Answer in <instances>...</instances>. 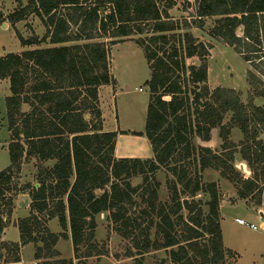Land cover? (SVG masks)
I'll use <instances>...</instances> for the list:
<instances>
[{"label": "trees", "instance_id": "1", "mask_svg": "<svg viewBox=\"0 0 264 264\" xmlns=\"http://www.w3.org/2000/svg\"><path fill=\"white\" fill-rule=\"evenodd\" d=\"M192 3L191 23L215 18L209 36L233 48L260 75L248 72L246 81L264 98V0ZM174 6L173 0H30L8 16L18 23L30 13L46 29L41 39L18 36L21 47H53L0 57V81L8 80L10 93L5 98L10 164L0 172V237L13 207L6 195L26 191L30 200L28 216L16 224L19 241L0 242L9 257L0 264H19L20 248L38 243L33 259L40 264H73L54 259L59 237L70 238L75 264H86L102 255L91 241L95 217L104 213L116 234L131 242L134 253L129 250L127 258H134L133 264H144L145 255L159 251L166 255L159 264H225L239 258L223 246L218 189L201 175L219 172L240 199L254 195L255 205L264 209V139H258L264 135V107L243 105L233 90H209L208 47L188 32L174 33L181 30L168 14ZM144 34L135 42L150 70L143 135L152 159H115L116 133L102 131L98 89L113 83L108 46ZM98 39L110 41L94 42ZM191 58L199 65L187 66ZM23 105L29 112H22ZM217 128L222 154L194 145L196 138L208 142ZM234 128L243 138L238 145L227 139ZM235 154L249 178L237 171ZM23 159L35 160L38 187L13 186ZM47 162L53 164L45 167ZM159 173L165 176V201L159 199ZM135 177L141 183L133 187L129 181ZM201 195L206 199L196 200ZM52 220L60 236L49 232ZM86 243L85 253L78 254Z\"/></svg>", "mask_w": 264, "mask_h": 264}, {"label": "rangeland", "instance_id": "2", "mask_svg": "<svg viewBox=\"0 0 264 264\" xmlns=\"http://www.w3.org/2000/svg\"><path fill=\"white\" fill-rule=\"evenodd\" d=\"M30 0H0V57L7 54H18L25 50L45 49L53 47L49 44H40L39 46L21 47L18 36L23 39L36 37L41 39L45 34L46 29L43 23L34 15L28 14L23 21L12 23L8 16L26 7ZM175 6L168 11L172 21L177 22L181 30L174 32L182 35L185 32L190 33L198 42L208 47L209 55L207 57V86L210 91L216 88L233 90L240 95V101L243 105L252 104L256 107H264V98L257 97L255 91L248 85L246 79L248 72H252L258 78L260 75L256 73L251 65L244 61L233 48L229 47L223 41L214 39L209 36V32L214 25L215 18L203 19L198 26L191 23L193 16L192 0H173ZM107 13V12H106ZM198 26V27H197ZM74 32V30L72 31ZM240 36V32L237 31ZM138 38H146V35L133 36L118 43L114 46H108L110 74L113 78V83L108 85L103 91L104 101V118L106 131H131L128 134H122L121 139L130 138L127 143V154L129 155L134 150L136 151L137 159L149 160L152 158L151 148L147 139L143 135L146 109L149 101V92L147 83L150 79V70L145 59L143 49L135 42ZM104 42H109L108 39H102ZM98 39L94 42H101ZM80 42L79 44H86ZM75 44V43H74ZM69 45V44H68ZM187 66H198L199 60L191 58L186 60ZM10 95L8 80L0 81V172L6 169L10 162L8 157L7 146L10 140V133L6 125V108L5 98ZM112 95H114L112 97ZM22 112H29L27 105L22 106ZM230 116L224 118L223 124H226ZM219 128L211 131L210 140L201 142L197 138L194 140L196 147L209 148L211 152L222 154L223 141L219 136ZM141 134V135H138ZM227 139L235 145L243 140L241 133L237 129H231ZM258 139L263 140L264 135L261 133ZM235 167L243 178H249L251 173L248 168L246 172L241 168L245 165L237 154H235ZM53 163L47 162L45 167H50ZM246 166V165H245ZM35 160H22L20 172L14 177L16 178L13 186L23 188L26 184L30 186L36 184L35 180ZM204 183H213L216 185L219 192V213H220V228L222 235L223 246L235 252L238 255L236 261L227 260L225 264H264V216L263 207L255 205L254 195L249 196L246 200L240 199L236 194L235 185L226 179L220 177L219 172L206 170L201 175ZM169 179L171 175L168 174ZM157 179L160 182L159 199L165 201L168 198V191L165 186V176L163 173L157 174ZM131 186L135 187L141 183L140 177L130 179ZM264 193V185L260 186ZM99 194V192H97ZM7 198L12 199V213L9 216L6 226V232L0 237V242L14 243L19 241V232L17 230V222L26 218L29 214L30 200L26 191L13 196V193H8ZM205 200L206 197L201 195L196 200ZM135 202H138L135 198ZM185 214V213H184ZM107 214H100L95 217L96 228L94 230V242L97 250L101 252L100 256H92L86 260V264H133L134 258H127V252L131 250V242L122 239L113 230V226L106 220ZM235 219H240L247 224L255 226L254 231L245 226H240L235 222ZM49 232L60 236L62 230L58 226L56 220H52L46 224ZM5 231V230H4ZM69 237V234H68ZM88 243L83 244L79 248L78 254H83L86 251ZM41 243L36 246L27 244L20 248L19 264H40L42 261L33 259L36 247H41ZM53 250L58 256L54 259L71 260L73 264L77 262L73 251V246L70 238L63 240L59 237ZM7 251L1 250L0 254L3 260L8 259ZM166 255L163 251L149 252L145 255L144 264H159Z\"/></svg>", "mask_w": 264, "mask_h": 264}, {"label": "crops", "instance_id": "3", "mask_svg": "<svg viewBox=\"0 0 264 264\" xmlns=\"http://www.w3.org/2000/svg\"><path fill=\"white\" fill-rule=\"evenodd\" d=\"M109 87L107 86H102L98 89V107L99 110L101 112V118H102V131L103 132H108L105 129V118H104V101H103V91ZM114 95H112L113 97ZM110 132H115L116 133V139H115V148H114V153H113V157L115 159H137V155H136V151L134 150L133 152H131L129 155L127 154V146H129L127 143L129 142L130 138H125L121 139V135L122 134H128L131 133V131H110ZM149 144V142H148ZM150 146V145H149ZM152 159V158H151ZM29 204V203H28ZM6 232V229L4 231V233ZM17 243V242H14Z\"/></svg>", "mask_w": 264, "mask_h": 264}, {"label": "built area", "instance_id": "4", "mask_svg": "<svg viewBox=\"0 0 264 264\" xmlns=\"http://www.w3.org/2000/svg\"><path fill=\"white\" fill-rule=\"evenodd\" d=\"M235 222H236L238 225H240V226H245V227L250 228V229H252V230H254V231L257 229L255 226L250 225V224H247V223H245L244 221H242V220H240V219H235Z\"/></svg>", "mask_w": 264, "mask_h": 264}, {"label": "water", "instance_id": "5", "mask_svg": "<svg viewBox=\"0 0 264 264\" xmlns=\"http://www.w3.org/2000/svg\"><path fill=\"white\" fill-rule=\"evenodd\" d=\"M101 12H102V11H101ZM85 118L88 119V116H86ZM241 166H242L241 168H243V170L246 172V166H245L244 164L241 165ZM37 187H38V186H37ZM260 215H261L262 219H264L263 214L261 213Z\"/></svg>", "mask_w": 264, "mask_h": 264}]
</instances>
